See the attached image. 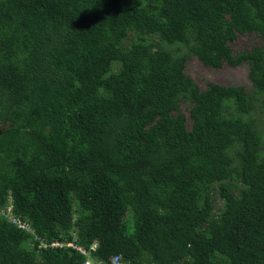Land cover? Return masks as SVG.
<instances>
[{
	"label": "trees",
	"instance_id": "trees-1",
	"mask_svg": "<svg viewBox=\"0 0 264 264\" xmlns=\"http://www.w3.org/2000/svg\"><path fill=\"white\" fill-rule=\"evenodd\" d=\"M263 117L264 0H0V264H264Z\"/></svg>",
	"mask_w": 264,
	"mask_h": 264
},
{
	"label": "rangeland",
	"instance_id": "rangeland-1",
	"mask_svg": "<svg viewBox=\"0 0 264 264\" xmlns=\"http://www.w3.org/2000/svg\"><path fill=\"white\" fill-rule=\"evenodd\" d=\"M258 42L259 39L254 37L242 36L233 44V50L238 53L242 50L249 49ZM185 72L202 88H204L208 82L223 86L243 87L246 91H249L252 88L248 77L249 67L244 64H241L238 67H232L225 64L222 69L215 70L205 68L197 58H193L187 62ZM186 107L187 106L181 104V109L187 114L188 108ZM217 205L222 206V202Z\"/></svg>",
	"mask_w": 264,
	"mask_h": 264
},
{
	"label": "clouds",
	"instance_id": "clouds-1",
	"mask_svg": "<svg viewBox=\"0 0 264 264\" xmlns=\"http://www.w3.org/2000/svg\"><path fill=\"white\" fill-rule=\"evenodd\" d=\"M53 245L56 247H74L75 248V245L72 243L64 244L62 242H54Z\"/></svg>",
	"mask_w": 264,
	"mask_h": 264
}]
</instances>
